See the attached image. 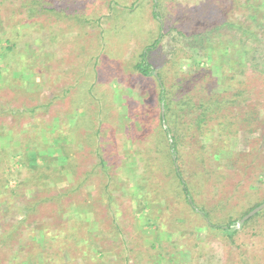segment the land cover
Instances as JSON below:
<instances>
[{
  "label": "rangeland",
  "instance_id": "obj_1",
  "mask_svg": "<svg viewBox=\"0 0 264 264\" xmlns=\"http://www.w3.org/2000/svg\"><path fill=\"white\" fill-rule=\"evenodd\" d=\"M33 1L0 0V264H264V212L237 226L264 201V125L248 133L234 119L249 109L264 116V76L248 71L235 84L247 108L242 99L223 106L209 133L180 141L184 177L207 171L189 206L164 189L158 163L136 171L148 147L141 136H154L164 109L155 82L132 70L161 36L149 61L177 52L171 83L180 72L202 80L196 61L208 46L218 62L263 71L264 0H159V23L152 0H37L55 11L30 15L40 9ZM245 26L253 36H241ZM170 127L183 133L184 124ZM201 211L212 224L236 222V232L211 230Z\"/></svg>",
  "mask_w": 264,
  "mask_h": 264
},
{
  "label": "trees",
  "instance_id": "obj_2",
  "mask_svg": "<svg viewBox=\"0 0 264 264\" xmlns=\"http://www.w3.org/2000/svg\"><path fill=\"white\" fill-rule=\"evenodd\" d=\"M152 1L153 10L151 14L153 18L156 19L159 23L160 20L164 18V14L161 17L159 15V0ZM33 4L39 5L38 8L40 9L38 10L36 7H30L28 11L30 15H34L38 12L54 13L55 11L53 9L54 7L51 8L47 5H42L38 3L37 0H34ZM135 5L129 8L130 12H132V9L135 7ZM244 6L246 7V5ZM219 27L220 25L215 27H207L203 31L195 33L189 37L202 38L204 35L214 32ZM237 27L240 29L241 26ZM242 30L243 31L241 33V36H253V32L250 27L245 26ZM178 35H180L181 37L184 36L181 32H178ZM161 40L162 39L160 36V38L155 39L150 46H145L137 57V60L132 65V70L134 71L137 77L145 79L151 78L155 82L156 100L158 101L159 106L164 109V113L160 114L158 117V129L157 127H154L156 131L154 136H147L146 132H144L145 134L142 135V122H144L146 125H148V123L142 121L144 119V116H139L137 122H139L140 125L138 127L137 132L139 135H142V144L145 143L146 145H148V147L146 148V150H144V154H141L143 158L138 161L139 164L136 162L135 166L136 171L139 173H144L146 172V170L155 173V171L157 170L155 163H158L160 166L158 172L165 178L168 177V182L164 183V189H171L173 191H176V194H178V191L179 194L185 198L186 203L189 206H192L193 201L190 197V193L193 191L192 188L194 186L196 188L195 181L197 180V178L200 177L199 175L203 173L205 174L207 173V171H203V173L198 171L195 172L192 175L193 180H190L191 176L189 175L184 177L183 171L180 169V161L178 163V160L180 159L181 163L183 162L182 154L184 153V151L183 153H181L182 148L180 150L178 147V145L180 146V141L183 140L185 137L193 139V137H195L196 135L199 136L202 133H209V131H207L209 121L214 123L212 125L215 126V120H213L215 116L217 117V119H219L220 117L226 118L222 112L223 106H232V104L236 103V101L240 102V99H242L243 108H247L248 105H246V103L249 101L250 98L247 93H245L246 90H242V87L240 89H236L235 84L240 83L241 85H243V78L248 71H251V73H255L260 76H264V70L259 71L256 69H249L245 67H240L238 70H236L234 65L238 62V60H233V58H229L226 64L224 62H218L217 60H214V57L215 55H217V52H219V50L216 47L208 46L205 49L203 48L205 52V59H199V61L195 60L197 69L201 67L205 72L202 73V80L196 77H191L190 73H187L185 75L184 73L180 72V78H178L174 83H171L170 81L165 80V74L169 72V66L173 67L177 64V52H173V56H169L168 59L162 60L160 64H155V66L152 65L149 61L151 60V54L154 51L153 49L156 50L155 45L160 43ZM229 45L235 46L233 43H226V45L223 46L224 50L221 51L222 55L225 54L224 56L230 57L232 51L230 52L229 49V51H226ZM186 60H189V58H186ZM202 63L205 64V66L201 65ZM96 66L97 64H93V67ZM213 76L217 78L216 81ZM227 88L229 89L227 90ZM232 90V98L228 99L229 97H226V95ZM90 91H92L91 87L89 88V92ZM137 103L139 106L142 105L140 102ZM249 110L252 111H245V113L243 114V118L242 115H240L241 113H238L239 111H235L236 115L234 116V119H237V117H239L240 121L243 120V125L245 126V130L248 133H256L258 130V126L264 125V116L262 114L263 109ZM210 116H212V118ZM231 120V123L234 124L233 117ZM168 122H170V125L168 124ZM165 123L169 125L168 128H163V124ZM150 124L153 125L154 122L151 121ZM177 124H184L183 133L180 136H177L175 134L177 132L175 130H172L174 129V127H170L172 125L176 126ZM223 124L224 120L222 122L218 121L217 125L220 127H224ZM98 132L99 130L96 129L94 134L96 135L98 134ZM150 143H152L154 147V151H152V153L156 158L153 156L151 157V153L149 152V146H151ZM65 155V157L67 158V154ZM158 159H160L161 162ZM197 183H201L203 186V181L200 180L197 181ZM140 194H142V191H140ZM262 202L254 204L252 208H249L248 210L244 211L243 215H246L249 211L254 209ZM144 206L145 204H143V208ZM262 212H264V209L257 212L256 215L254 214V216L256 217ZM198 215H201V219L206 222V224L211 230L220 231L228 237H231L236 232V222H233L232 220L220 226L218 224H212V222L209 221V217L206 212L201 211Z\"/></svg>",
  "mask_w": 264,
  "mask_h": 264
},
{
  "label": "water",
  "instance_id": "obj_3",
  "mask_svg": "<svg viewBox=\"0 0 264 264\" xmlns=\"http://www.w3.org/2000/svg\"><path fill=\"white\" fill-rule=\"evenodd\" d=\"M262 209H264V201L261 204H259L258 206H256L254 209L249 211L246 215H244L239 220V222L237 223V226H239V224L243 223L244 221H246L247 219H249L251 216H253L254 214H256L257 212H259Z\"/></svg>",
  "mask_w": 264,
  "mask_h": 264
},
{
  "label": "crops",
  "instance_id": "obj_4",
  "mask_svg": "<svg viewBox=\"0 0 264 264\" xmlns=\"http://www.w3.org/2000/svg\"><path fill=\"white\" fill-rule=\"evenodd\" d=\"M17 16V13L15 14ZM10 20H11V17H10ZM16 20H18V18H16ZM12 21H13V14H12ZM17 32V31H16ZM15 32V33H16Z\"/></svg>",
  "mask_w": 264,
  "mask_h": 264
}]
</instances>
